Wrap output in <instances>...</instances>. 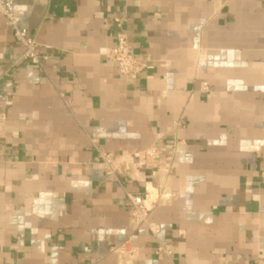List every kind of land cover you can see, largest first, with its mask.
I'll list each match as a JSON object with an SVG mask.
<instances>
[{"label":"crops","instance_id":"crops-1","mask_svg":"<svg viewBox=\"0 0 264 264\" xmlns=\"http://www.w3.org/2000/svg\"><path fill=\"white\" fill-rule=\"evenodd\" d=\"M13 1L41 63L0 17V264H121L129 236L131 264H264V0ZM153 187L157 232L132 230Z\"/></svg>","mask_w":264,"mask_h":264},{"label":"built area","instance_id":"built-area-1","mask_svg":"<svg viewBox=\"0 0 264 264\" xmlns=\"http://www.w3.org/2000/svg\"><path fill=\"white\" fill-rule=\"evenodd\" d=\"M0 17L6 20L16 42L23 47L21 60L40 64L41 56L37 52V43L29 31L23 27L20 17L15 12L13 0H0ZM115 23L117 26L116 45L107 56L117 64L118 72L121 75L137 76L150 69L140 57L134 54L133 45L128 34L122 28L120 20L116 19ZM204 90L209 91V87L206 86ZM97 152L106 168V173L113 174L112 163L115 156L99 148H97ZM156 153L155 149H148L144 152L132 154L128 158L155 157ZM162 199L163 196L154 187L151 189L146 188L143 193L138 195L128 194V204L131 207V229L137 230L146 225L156 234L157 226L150 222V215ZM112 252L118 256L121 264H131L138 259L140 250L132 244V237L129 236L123 243L114 247ZM156 254L170 256L172 251L166 243L157 240Z\"/></svg>","mask_w":264,"mask_h":264}]
</instances>
